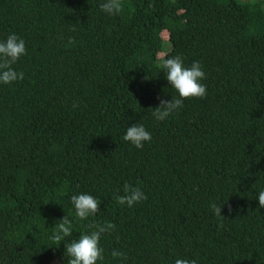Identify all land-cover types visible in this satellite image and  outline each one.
I'll list each match as a JSON object with an SVG mask.
<instances>
[{"label": "trees", "instance_id": "obj_1", "mask_svg": "<svg viewBox=\"0 0 264 264\" xmlns=\"http://www.w3.org/2000/svg\"><path fill=\"white\" fill-rule=\"evenodd\" d=\"M103 2L0 0V40L26 45L23 80L0 84V264H68L65 243L97 222L116 225L97 264H264V0H123L117 16ZM176 55L200 62L207 95L159 121ZM132 124L142 149L122 139ZM125 183L148 199L118 204ZM82 193L101 202L86 220Z\"/></svg>", "mask_w": 264, "mask_h": 264}, {"label": "clouds", "instance_id": "obj_2", "mask_svg": "<svg viewBox=\"0 0 264 264\" xmlns=\"http://www.w3.org/2000/svg\"><path fill=\"white\" fill-rule=\"evenodd\" d=\"M100 9L109 16L120 15L124 10L123 0H104L100 4ZM74 43L69 38V44ZM26 54L25 41L18 37L15 33L7 36L5 40H0V84H12L21 81L24 78L23 72L14 70V65L21 56ZM165 70V77L168 84L177 93L171 96V99L159 98L160 103L155 107L152 115L156 120L164 121L171 114L177 112L183 107V102L191 98H204L207 95L206 86L201 82L206 78L205 72L199 61H194L190 66H185L182 56L176 55L166 58L162 62ZM73 104V107H77ZM122 139L131 143L138 149L144 147L145 142H150L151 134L142 124H132L127 127L126 133ZM125 195L116 197V202L120 205H127L129 208L135 204L148 199L147 195L138 187H133L125 183L123 187ZM259 208H264V191L258 193ZM71 203L74 206L76 218L86 220L91 216H95L100 210V201L94 196L86 193L71 196ZM217 217L221 215V205L217 206L213 203L210 206ZM222 227V225H220ZM88 228L94 229L88 233L81 234L78 240H72L65 243V255L69 258L68 264H97L98 260H103V249L99 242L102 234H110L116 229V225L112 222L90 223ZM72 236V222L67 216H64L60 223L56 225L55 231L51 236L53 244L57 246L61 241ZM113 257H123L126 255L119 251L113 250ZM175 264H196L195 260L177 259Z\"/></svg>", "mask_w": 264, "mask_h": 264}, {"label": "water", "instance_id": "obj_3", "mask_svg": "<svg viewBox=\"0 0 264 264\" xmlns=\"http://www.w3.org/2000/svg\"><path fill=\"white\" fill-rule=\"evenodd\" d=\"M48 264H64V263H63V261L60 260V259H55V260L49 262Z\"/></svg>", "mask_w": 264, "mask_h": 264}, {"label": "rangeland", "instance_id": "obj_4", "mask_svg": "<svg viewBox=\"0 0 264 264\" xmlns=\"http://www.w3.org/2000/svg\"><path fill=\"white\" fill-rule=\"evenodd\" d=\"M162 36L164 39H168V33L166 31L163 32Z\"/></svg>", "mask_w": 264, "mask_h": 264}]
</instances>
